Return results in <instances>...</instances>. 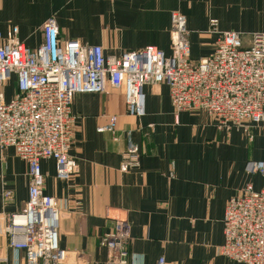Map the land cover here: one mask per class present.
<instances>
[{
	"label": "crops",
	"instance_id": "obj_1",
	"mask_svg": "<svg viewBox=\"0 0 264 264\" xmlns=\"http://www.w3.org/2000/svg\"><path fill=\"white\" fill-rule=\"evenodd\" d=\"M185 17L190 58L198 62L213 54L217 34L208 33L217 20L219 32L234 31L247 39L264 32V0H0V32L18 28V38L35 49L41 28L52 18L61 40L100 46L105 56L154 46L172 52L171 15ZM27 25L20 29L14 22ZM146 114L126 113L122 94L72 98L73 143L70 156L77 172L67 181L55 178V163L40 161L44 194L55 199L59 213L58 242L77 264H106L103 237L116 220L130 231L127 264H238L220 254L222 218L227 201L246 184L259 191L264 180L250 173L264 161V131L218 129L205 111L175 115L164 84L143 88ZM116 118L112 127L109 119ZM135 148L138 166L120 171L121 155ZM27 165L11 148H0V190L4 183L13 199L0 192V264H23L24 254L8 248L2 232L5 215L21 212L27 202Z\"/></svg>",
	"mask_w": 264,
	"mask_h": 264
},
{
	"label": "built area",
	"instance_id": "obj_2",
	"mask_svg": "<svg viewBox=\"0 0 264 264\" xmlns=\"http://www.w3.org/2000/svg\"><path fill=\"white\" fill-rule=\"evenodd\" d=\"M217 25V20L209 21L208 33L218 35L213 54L198 62L190 58L189 32L179 13L171 15L170 55L147 46L105 56L100 46L61 40L52 18L42 25V41L35 49L19 40L17 27L5 35L0 32V148H11L25 162L29 178L25 208L5 215L2 232L8 248L23 252V264H64L68 258L59 247L58 208L55 199L44 194L40 161H54L58 180L67 181L77 172L70 156L74 95L114 89L122 94L126 113L141 119L146 114L144 86L164 84L176 116L203 110L218 129L241 130L250 141L252 128L264 131V32L245 39L238 32H219ZM12 77L16 94L7 99L5 87ZM109 122L113 127L116 118ZM139 157L135 148L127 149L120 171L135 169ZM250 173L264 180V161L253 162ZM0 192L4 202L13 199L4 183ZM222 226V256L238 264H264V184L259 191L246 184L230 198ZM129 242L127 222L116 220L101 241L106 264H127ZM86 259L80 256L77 264H89Z\"/></svg>",
	"mask_w": 264,
	"mask_h": 264
},
{
	"label": "rangeland",
	"instance_id": "obj_3",
	"mask_svg": "<svg viewBox=\"0 0 264 264\" xmlns=\"http://www.w3.org/2000/svg\"><path fill=\"white\" fill-rule=\"evenodd\" d=\"M16 25L19 26L20 29H24L27 27L26 24H24L21 21L14 22ZM5 94L7 99H11L16 94V87H15V80L14 77L10 79V81L7 83L5 87Z\"/></svg>",
	"mask_w": 264,
	"mask_h": 264
}]
</instances>
